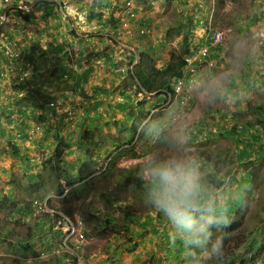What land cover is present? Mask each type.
Segmentation results:
<instances>
[{
  "label": "rangeland",
  "instance_id": "obj_1",
  "mask_svg": "<svg viewBox=\"0 0 264 264\" xmlns=\"http://www.w3.org/2000/svg\"><path fill=\"white\" fill-rule=\"evenodd\" d=\"M197 1L151 0L142 18L136 16L148 25L143 36L136 33L138 26L135 22L132 25L135 34L132 36L126 35L117 21L110 26L123 33L117 35L119 41L132 43L133 65L138 63L139 53L144 51L152 54L151 61L157 69L169 61L171 52L182 54L186 48L189 51L200 40L203 41L205 31L219 28L224 32V42L219 52L210 58L211 63H203L198 68V77L228 72L232 77L229 86L237 91H247L248 101L206 104L193 88L186 101L177 104L174 100L169 105L161 96L158 98L156 92L138 91L137 86L127 80L128 66L123 68L126 79L121 87L116 88L115 73L109 68L99 67L96 62L95 77L87 83L90 86L85 87L91 89L97 84L106 88V92L101 93L105 95L101 97L99 108L92 105L93 90L87 91V96L80 87L71 86L70 99L75 115L64 125L66 130L57 128L59 140L53 141L49 133L43 138L34 136V140L41 139L40 142L23 139L28 145L26 150L21 149L19 156L10 155V147L0 150V264H32L35 261L33 253H38L51 240L60 249L64 245L65 251L74 252L78 256V264H123L124 261L130 264V256L134 252L138 251L145 259L144 254L148 250L159 258V263L153 264H193L204 248L186 251L182 243L175 244L177 240L158 236L168 234L164 220L144 204L142 189L128 190L124 184L125 173L134 176L133 170L150 155L165 154L169 150L168 136L177 133L184 135L189 146L201 157L214 190L223 187L227 176L233 175L231 189L237 198L236 187L246 176L250 178L249 184L241 190L244 201L239 207L235 206L236 211L230 214L231 224L224 230L229 237L226 249L229 255H242V263L238 259L236 264H264V82H261L264 58L260 56L263 44L259 41L264 29L256 26L257 18H251L259 3L258 0ZM32 4L28 3L27 8ZM32 14L35 16L33 11ZM40 16L43 19L41 13L38 18ZM31 25L33 32L42 35V21L34 20ZM74 26L79 36L82 35L81 30L88 32L86 27L92 31L88 23L86 26L74 23ZM48 50L47 46L45 51ZM88 51L86 58L95 53L92 48ZM83 60L73 63L75 71ZM124 61L128 64V59ZM127 86L130 87L124 90V94L129 93L126 97L121 90ZM97 90L100 91L99 88ZM120 103L126 105L124 111L117 106ZM131 110L135 117L127 119L126 115ZM57 121L50 122L56 126ZM150 121H160L163 125L164 132L160 138L149 134L146 126ZM128 141L132 143V153L136 157L125 151L118 152ZM241 150L248 152V157L242 160L238 158ZM86 164L92 166L87 168ZM79 165L84 169L82 175L92 176L93 187L76 200L68 194V183L79 187L84 182L80 180ZM30 174L37 175L33 181L37 182L36 185L27 179ZM37 185L40 187L32 188ZM60 189L64 190L62 196L59 195ZM3 196L10 200L7 208L1 207ZM34 200L48 211H59L62 205L75 207V216L81 220L84 229L80 247L72 248L73 239L65 228L60 232L56 231L55 225L50 228L51 219L40 209L16 213L12 207L13 203L32 206ZM9 214H13L15 219L9 218ZM147 214L153 219H162L161 224L146 225L143 216ZM52 220L54 223L55 219ZM107 220L111 222L108 225L105 224ZM17 236L23 242H18ZM251 239L256 241L251 242ZM167 243L171 253L166 248ZM24 244H28L31 250L23 252ZM175 247L185 251L179 254ZM187 253L189 255L185 258ZM77 256L73 255L76 259ZM38 259L40 262L46 260L41 255ZM71 259L67 256L63 264H71ZM207 259L205 257L204 262ZM202 263L203 260L198 264Z\"/></svg>",
  "mask_w": 264,
  "mask_h": 264
},
{
  "label": "crops",
  "instance_id": "obj_2",
  "mask_svg": "<svg viewBox=\"0 0 264 264\" xmlns=\"http://www.w3.org/2000/svg\"><path fill=\"white\" fill-rule=\"evenodd\" d=\"M61 1L62 3L64 1V8L69 13L72 22L76 24L82 23V25L85 26L88 23L92 31H89L86 27L88 32L81 30L82 35H77V27L59 18L54 11V7L49 16H45L43 10L38 11L33 9L35 16H33L32 20L26 21L15 17V11L12 10V7L15 6L14 4H0V15L5 13L6 15L8 14V18L11 17L10 19L7 18V22L0 24V36L15 42L18 48L26 53L29 57L27 61L31 63L30 67L27 69V73L25 71L24 75L20 73L0 74V150L3 151L10 147L12 152L10 155L14 154L16 156V152H21V149L26 150V146L28 145L26 142L34 140V136L36 137L31 131V126L32 123L37 121L38 114H42L43 118L52 114L46 109L47 101L53 97H57V99L71 97L73 91V89L71 91L69 90L71 86L80 87L87 96V91L93 90L95 96L93 95L92 97L94 100L92 105H98L99 108L101 97L105 95L101 93H103V91L106 92V88H102L101 85L97 84H94V87H91V89L85 87L90 86L87 83L90 79L95 77V74H93L95 71L94 66L98 65L99 67L102 66L112 70L115 73L113 80L117 82L115 85L116 88L119 86L121 87L122 82L126 79V75L121 72V70H123L121 65L125 60L123 55L124 51L117 44L112 43V39L110 38L111 36L121 34V31L111 27L109 23L110 18L118 19L121 17L120 12L125 0ZM133 1L138 16L142 18V15L149 9L148 6L151 0H142V2L140 0ZM200 1L201 0H198L197 2ZM210 1L213 3L215 0ZM258 3L257 11L251 18H253V20L257 18V21H255L256 26L260 29H264V0H258ZM1 9H5L4 13H2ZM40 13L43 19L41 16V19L38 18V14L40 15ZM31 15L33 14L31 13ZM103 18L106 20H103ZM34 20H40L44 23L42 35L38 36L36 32L32 31L31 23ZM11 21L13 23L8 24ZM15 24H17V26H15ZM71 26L72 29H70ZM259 36V41L263 44V51L260 56L264 58V33L261 32ZM119 43H124L123 45H127V47L132 45L131 42L124 40ZM47 46L49 50L45 51ZM90 48H92L95 53L92 54L90 58H86ZM69 50H72L73 53H70ZM106 57L111 58L108 61ZM40 58L43 60L40 61ZM83 58L84 60L81 66L75 71L73 63L78 59L81 61ZM96 62H98V64H96ZM41 64H43V67ZM1 68L0 65V69ZM70 70L75 75L72 77L69 76L65 79L66 81L63 82L62 74ZM84 73H87L86 78L82 77L80 79L81 81L76 83L74 77ZM262 78L263 81H260L264 82V76H262ZM70 81H72V83ZM97 88H99L100 91H98ZM91 95L89 94V96ZM36 103L44 105L40 109H35L33 107ZM47 112L49 113L47 114ZM58 119L61 121L60 117H58ZM46 121L47 123L52 121L50 116L47 117ZM58 123L61 124V130H66L64 126L66 125L65 123L62 121H58ZM58 130L59 129H57V131ZM49 134L51 135V132H49ZM23 139L26 142L23 141ZM40 140L41 139H37V141H34L40 142ZM85 145H87V142H85ZM17 159H19V157H17ZM77 160L80 161L81 159L77 158ZM86 165L88 166L85 167H90L89 164ZM154 232L157 231L155 230ZM158 236L170 238L169 234ZM175 242L177 245L181 244L179 240ZM153 253V251L148 250L147 254H144V259L141 257V253L136 251L130 256V264H145L148 262L153 264L156 261L159 263L158 256H153ZM146 255L152 257H146ZM198 259L199 258H196L194 263ZM123 264L129 263L128 261H124Z\"/></svg>",
  "mask_w": 264,
  "mask_h": 264
},
{
  "label": "clouds",
  "instance_id": "obj_3",
  "mask_svg": "<svg viewBox=\"0 0 264 264\" xmlns=\"http://www.w3.org/2000/svg\"><path fill=\"white\" fill-rule=\"evenodd\" d=\"M21 1L22 2L18 3V0H0V4H14L15 6L12 7V10L21 11L25 14H31L33 11V5L37 1ZM131 1L133 3V9L136 12L134 7V1ZM30 2L34 4L30 5L29 8H27L28 3ZM51 2L53 4L54 11L56 12L57 16L63 19L65 22H68V24L70 23V25H74L69 13L64 8V5H62V1L51 0ZM1 10L2 13H4L5 9ZM62 12L64 13V15L61 14ZM137 15L138 13L136 12V16ZM2 16L5 17L4 21H1ZM7 18L8 14H1L0 24L7 22ZM8 19H10V17ZM121 19L122 16L119 17L118 20H116L115 18H110L109 23L111 25L115 21H117L120 28H122ZM136 20L135 23H137V26L147 24L145 21H141L138 19ZM142 22L144 23L142 24ZM133 24L134 22H132V25ZM205 32L204 35H206ZM110 38L112 39V43L117 44L121 49H123V51H125L124 57L127 59V56L131 54V48L127 47V45L124 46V43H119L121 41L117 40L118 36H111ZM13 43L16 45L15 42ZM16 47L18 48L17 45ZM18 49L22 52L23 55L24 52L20 48ZM23 61V65L13 71H4L3 65L0 62V65L2 67L0 69V74L20 73L24 75L25 71L27 73V69L30 67L31 63L24 58ZM132 65L129 66V62L127 64L126 61L122 63L123 68L128 66L129 70L132 69ZM121 72L124 73V70H121ZM68 74L69 71L63 73V79H67V77H69ZM231 79L232 77L230 73L220 72L214 74V76L212 77H197L194 81L191 82V86L197 92V94L201 98V101L206 104H211L219 101H224L225 103H232L239 100L247 102L249 95L248 92L243 89L237 91L236 89L231 88L229 86ZM170 94L173 95L175 93L173 91V94ZM165 95L166 93H163V95L161 96L164 99L163 102L165 101ZM174 100H176V103L179 104V96L175 97L173 95L172 101ZM59 101H69V103L73 107L70 96L68 98H60ZM171 102H169V105ZM73 113L75 115L74 110ZM58 117H60L61 121L66 125L69 123L64 120L63 115H50V119L52 121L58 120L59 122H61ZM44 122L35 121L34 123H32L31 131L34 135L41 138L44 137ZM36 126L41 127L40 132L36 130ZM146 127L149 131V134L157 139L160 138V136L164 132L163 125L160 121H150ZM167 143L169 150L165 154L156 153L154 155H150L147 160L142 161L137 166V168L133 170L132 174L136 176V178L140 181L142 185V201L148 208L153 210L158 216L162 217L168 228V234L170 238L173 241L179 240L185 247L186 251H190L192 248L195 247H203L205 250L203 249V251L200 253V257H198L199 259L194 264H198L199 262H201V260H203L202 264H205V257H208L209 254L213 256L222 255L226 248V244L229 237L227 235V232L224 230L227 229L229 224H231L230 214L233 203L236 198L234 197L231 189V185L233 183V175L227 176L226 180L224 181L223 187L219 188L218 190H214V186H210L209 184V178L206 175L204 165L201 161V157L196 154V152L189 146L187 138L184 135L177 133L175 135L168 136ZM91 166L92 164L90 165V167ZM246 186H244L242 189H244ZM132 189H135L134 184L128 186V190ZM236 195L238 197L239 194L237 193ZM31 208L32 210L33 208L38 210L40 209V212L45 213L46 215H48L49 218L51 217L52 225L50 226V228H54L55 225V227H57L56 231L59 232L60 229L66 228V221L75 222L76 219H78L75 214L72 216V219L64 216L60 212V208L59 211H48L46 207H44L45 210H43V207H40V203L38 200H34L32 202ZM54 217L55 221L53 223L52 218ZM217 229H220L221 231H216ZM81 230L83 231L84 235L83 224ZM82 242L75 243L73 239L72 248L74 250L77 249L78 247H80ZM49 245L57 246L56 242L51 240L46 243L43 248L45 246L48 247ZM43 248L38 251L37 258L40 256V253ZM57 248L59 249V252L57 254L50 255L48 258L68 254V257L72 258V264L75 258L73 257V255H77L74 254V252L72 253L65 251L64 245L62 246V249H60V246H57ZM62 251L64 253H61ZM75 260L78 264V256Z\"/></svg>",
  "mask_w": 264,
  "mask_h": 264
},
{
  "label": "trees",
  "instance_id": "obj_4",
  "mask_svg": "<svg viewBox=\"0 0 264 264\" xmlns=\"http://www.w3.org/2000/svg\"><path fill=\"white\" fill-rule=\"evenodd\" d=\"M52 8H53V4H52L51 0H43V1L37 0V2L33 5V9L38 10V11L43 10L45 16H49L51 14V12L53 10ZM14 15H15V17H17L21 20L23 19V20L29 21V20L33 19V15L25 14V13H22L21 11H15ZM143 23L144 22H142V24ZM188 49L189 48H186L185 52L182 54H177L176 51L171 52L170 56H169V61L161 69L160 68L157 69L154 67V65L151 61V59H152L151 53L148 55L144 51H141V53H139L138 63L136 65H133L131 70H128L127 80L129 82H131L132 85L137 86L136 88L138 91H144L146 93L156 92L155 94H156V96H158V98H161L160 96H162L163 93L170 92L173 94V91L171 89V83H172L174 78H176L180 75L181 68L184 64L183 55L188 53ZM124 54H125V51L123 52V55ZM131 55H132V53L129 56H127L129 66L132 65V63H133V57ZM23 58L26 60H29V57L26 55V53H23ZM110 58L111 57H106V59L108 61L110 60ZM72 75L74 76L73 72L69 71V76L72 77ZM86 76H87V73H84L80 76H75L74 81H76V83H78L79 81H81L80 79L82 77L86 78ZM129 87L130 86L123 88L121 91V94H123L124 96L127 97L129 94H124V90H127ZM173 95H172V97H173ZM158 98H157V100H158ZM58 101H59V99H57V97L56 98L53 97L47 101V103H46L47 108L46 109L49 110L50 113H52L51 115L55 114V110H54V106H51L50 104L51 103H57ZM43 105L44 104L36 103V105L33 108L40 109ZM117 106L122 111H124L126 109V105H124L122 103L117 104ZM49 112H47V114ZM44 116H45V114H44ZM49 116L50 115H48L47 117H49ZM47 117L43 118L42 114H38V116H37L38 121H41V122L45 121L46 122L44 125V134L43 135L45 136L47 133L52 131L51 132L52 133V140L57 141L60 138V134L56 128L61 127V124L58 123L56 126H54V124L47 123V121H46ZM126 117H127V119H130V118L134 119L135 114L131 110V112H129V115H126ZM130 143L131 142L128 141L123 147H121V150H118V152L125 151L126 153H132V148H131ZM246 152L247 151L241 150L238 158L240 160H242L243 158L248 157V152L247 153ZM242 153H243V155H241ZM249 153L251 154V152H249ZM16 154H17L16 156H19V153L16 152ZM131 156L136 157L137 155L135 153H132ZM84 166H88V165H84ZM82 170H84L83 167L79 166L78 173L80 172V174H81L80 180L84 181L80 184L79 187H73L72 183H68L70 186V190L68 191V194L70 196H72L73 198H75L76 200L80 199L82 197V194H84V195L87 194V192H89L93 187L92 176L89 177L86 175H82ZM97 173H98V171H97ZM124 176H125L124 184H126L127 187L129 185L134 184L135 190L142 189V185H141L140 181L136 178V176H132L129 173H125ZM36 177H37V175L30 174L27 176V179L29 180L30 183H33V181ZM71 177H72V175H71ZM105 177H106V175H103V178H105ZM213 179L216 181V178H213ZM249 180H250V178L248 176H246V178L242 179L240 181V183L238 184V186L236 187V193H238L239 195L233 203L231 213H234L236 211L237 208L235 206L239 207V205L244 201L243 193L241 192V190L244 186L249 184ZM36 184H37V182L33 183V185H36ZM39 187H40V185H37V186H33L32 188H39ZM63 193H64V190L60 189L59 195L62 196ZM1 201H2L1 207L7 208V203H9L10 200L6 196H3ZM63 201H64V199L62 200V203H63ZM13 202L14 201H12L11 204ZM12 207H15L16 213H21L23 211L30 212L32 210L30 205L29 206H22V205H19L17 203H13ZM74 210H75V207L74 208L69 207L68 205L67 206L62 205V207L60 208V212L64 216L71 218V219H72V216L75 214ZM9 215H8L9 218L15 219V217H12L13 214H9ZM18 219L21 220V218H18ZM50 219H51V217H50ZM54 219H55V217H54ZM143 219H144L146 225H151L152 223H158L160 225L161 220H162V219H159L157 217H154V219H153V217H151L149 214L144 215ZM109 223H111V222H109L108 220L105 221V224L108 225ZM156 231H158V230H156ZM164 233L165 232L163 231V234ZM166 235H167V233H166ZM29 238H30V235H29ZM16 240L18 242H20V241L23 242V240H21L19 236L16 237ZM26 241L28 242V240H26ZM255 241H256V239H251V242H255ZM166 248H167L168 252L171 253L170 250L168 249V243L166 245ZM21 250L23 252H27L31 249H30V246L28 244H24L22 246ZM260 250H262V247L260 248ZM175 251L180 254V253L184 252L185 250L181 247H175ZM199 252H201V251H197V253H199ZM188 255L189 254L187 253L185 255V258ZM33 256H35V261L32 262V264H38V263H40V264H63V262L66 260L67 256H69V255L64 254L62 256H53L52 258H49L46 260H41V262L37 258V256H38L37 253H33ZM179 258H180V256H179ZM241 258H242V255H239V254L236 256L229 255L227 249L225 248V251L223 252L222 255L213 256V255L209 254L208 260L206 261L205 264H236L238 262V259H239V262H241ZM75 259L76 258H74L72 264H77Z\"/></svg>",
  "mask_w": 264,
  "mask_h": 264
},
{
  "label": "built area",
  "instance_id": "obj_5",
  "mask_svg": "<svg viewBox=\"0 0 264 264\" xmlns=\"http://www.w3.org/2000/svg\"><path fill=\"white\" fill-rule=\"evenodd\" d=\"M7 1V0H5ZM37 1V0H29ZM22 2L18 0V3ZM19 8V6H18ZM61 14L64 15L62 12ZM121 26L125 30L126 35L132 36L135 32L132 29V22L136 20V12L133 9V3L131 0L124 2L121 12ZM5 17H1V21H4ZM148 25L138 26L136 31L139 36L146 34ZM203 41L192 47L187 54L183 56L184 64L181 68L180 75L173 79L172 89L174 96H179L180 103L187 100V94L193 88L191 82L198 77V68L203 63H211V57L219 52L220 46L224 41V32L218 28L209 29L205 32ZM0 62L3 65L4 71H13L20 68L24 61L22 52L16 47V45L7 40L5 37L0 36ZM165 101L167 103L172 101V95L167 92L165 95ZM51 106L55 108V114L63 115L66 122L72 121L74 118L73 107L69 101H58L57 103H51ZM38 132L41 131L40 126H36ZM65 232L67 235L74 239L75 243H80L83 240V231L81 230L82 222L76 219L75 222L66 221ZM64 244V243H63ZM59 249L55 245L45 246L40 255L42 258H48L50 255L57 254Z\"/></svg>",
  "mask_w": 264,
  "mask_h": 264
}]
</instances>
